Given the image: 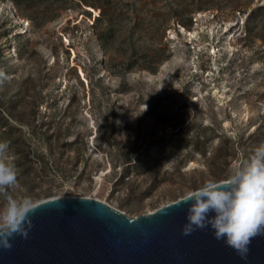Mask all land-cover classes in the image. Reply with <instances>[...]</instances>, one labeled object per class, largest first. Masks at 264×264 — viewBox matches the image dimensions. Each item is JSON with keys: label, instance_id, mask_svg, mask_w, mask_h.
Masks as SVG:
<instances>
[{"label": "rangeland", "instance_id": "obj_1", "mask_svg": "<svg viewBox=\"0 0 264 264\" xmlns=\"http://www.w3.org/2000/svg\"><path fill=\"white\" fill-rule=\"evenodd\" d=\"M210 2L0 0L9 195L135 216L246 162L264 143V0Z\"/></svg>", "mask_w": 264, "mask_h": 264}, {"label": "water", "instance_id": "obj_2", "mask_svg": "<svg viewBox=\"0 0 264 264\" xmlns=\"http://www.w3.org/2000/svg\"><path fill=\"white\" fill-rule=\"evenodd\" d=\"M183 196L135 216L89 196L38 200L28 238L0 247V264H264V235L246 259L210 227L183 235Z\"/></svg>", "mask_w": 264, "mask_h": 264}, {"label": "clouds", "instance_id": "obj_3", "mask_svg": "<svg viewBox=\"0 0 264 264\" xmlns=\"http://www.w3.org/2000/svg\"><path fill=\"white\" fill-rule=\"evenodd\" d=\"M19 187L10 144L0 140V200H3L0 247L4 249L12 248L11 239L17 235L28 238L32 228L30 217L38 207L30 196L9 195L10 189ZM180 202L188 204L186 222L181 228L183 235L210 227L215 239L223 240L246 259L252 240L264 235V143L255 147L246 162L235 163L225 179L208 180L197 189L187 191Z\"/></svg>", "mask_w": 264, "mask_h": 264}, {"label": "bare ground", "instance_id": "obj_4", "mask_svg": "<svg viewBox=\"0 0 264 264\" xmlns=\"http://www.w3.org/2000/svg\"><path fill=\"white\" fill-rule=\"evenodd\" d=\"M89 9H92L91 7H89ZM95 11V10H94ZM89 197H91V196H89Z\"/></svg>", "mask_w": 264, "mask_h": 264}, {"label": "trees", "instance_id": "obj_5", "mask_svg": "<svg viewBox=\"0 0 264 264\" xmlns=\"http://www.w3.org/2000/svg\"><path fill=\"white\" fill-rule=\"evenodd\" d=\"M211 2L210 3H213V0H210Z\"/></svg>", "mask_w": 264, "mask_h": 264}]
</instances>
